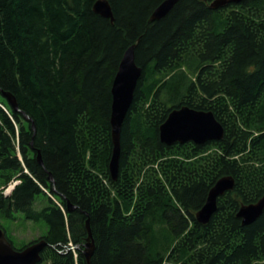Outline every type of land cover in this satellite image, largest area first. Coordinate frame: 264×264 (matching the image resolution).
Returning <instances> with one entry per match:
<instances>
[{"label":"trees","instance_id":"obj_1","mask_svg":"<svg viewBox=\"0 0 264 264\" xmlns=\"http://www.w3.org/2000/svg\"><path fill=\"white\" fill-rule=\"evenodd\" d=\"M96 1L0 0V93L19 105L0 99V227L15 212L44 220L48 264H88L87 222L89 264H264V210L238 216L264 195V0H179L158 20L163 0H109L114 21ZM134 43L142 74L114 179L112 84ZM182 105L212 111L224 137L164 143ZM225 175L234 188L200 222Z\"/></svg>","mask_w":264,"mask_h":264},{"label":"water","instance_id":"obj_2","mask_svg":"<svg viewBox=\"0 0 264 264\" xmlns=\"http://www.w3.org/2000/svg\"><path fill=\"white\" fill-rule=\"evenodd\" d=\"M178 1L163 0L154 9L151 19L158 20L166 16ZM238 1L240 0H212L210 7L218 8ZM94 10L111 21L115 19L109 0H97L94 4ZM136 45L137 43H134L126 49L112 84L111 125L114 148L110 171L114 179L117 178L119 171L122 126L133 102L135 90L142 74V67L136 60ZM1 94L14 110H19L17 99L13 93L1 90ZM25 117L30 120L28 115L25 114ZM224 134V126L212 111L197 109L188 105L174 108L160 126L161 140L169 145L188 141L200 144L211 140H220L224 137ZM38 160L42 163L40 154H38ZM234 185L235 179L231 175H225L218 179L210 189L205 204L196 213L197 219L202 223H206L217 209L218 197L232 190ZM72 208L73 206L69 205V209ZM263 210L264 195L256 202L243 204L238 211V216L242 218L243 224H250L261 215ZM87 230L88 237L83 253L89 264L95 250L89 222H87ZM47 244L48 242L42 238L22 249H16L5 231L0 227V264H39L43 260L42 251Z\"/></svg>","mask_w":264,"mask_h":264},{"label":"rangeland","instance_id":"obj_3","mask_svg":"<svg viewBox=\"0 0 264 264\" xmlns=\"http://www.w3.org/2000/svg\"><path fill=\"white\" fill-rule=\"evenodd\" d=\"M1 97L2 95L0 93V99ZM8 188L9 186L5 188V191H7L6 189ZM1 222L6 228L5 233L12 237L14 246L17 249L23 247L24 244L28 245L30 242H35V240L37 241L47 230V224L44 220L38 222L28 220L22 212H15L13 218L2 217ZM76 251L77 247L73 248L74 254H77ZM39 264L48 263L41 262Z\"/></svg>","mask_w":264,"mask_h":264},{"label":"flooded vegetation","instance_id":"obj_4","mask_svg":"<svg viewBox=\"0 0 264 264\" xmlns=\"http://www.w3.org/2000/svg\"><path fill=\"white\" fill-rule=\"evenodd\" d=\"M209 1H210V3H211L212 0H209Z\"/></svg>","mask_w":264,"mask_h":264}]
</instances>
